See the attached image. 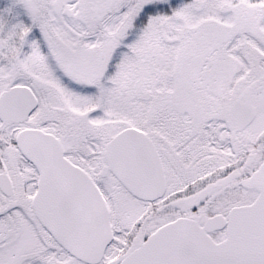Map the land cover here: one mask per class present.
<instances>
[{"label":"snow or ice","instance_id":"6c2138e0","mask_svg":"<svg viewBox=\"0 0 264 264\" xmlns=\"http://www.w3.org/2000/svg\"><path fill=\"white\" fill-rule=\"evenodd\" d=\"M0 264H264V0H8Z\"/></svg>","mask_w":264,"mask_h":264},{"label":"trees","instance_id":"16d2710c","mask_svg":"<svg viewBox=\"0 0 264 264\" xmlns=\"http://www.w3.org/2000/svg\"><path fill=\"white\" fill-rule=\"evenodd\" d=\"M8 4V0H0V10H3Z\"/></svg>","mask_w":264,"mask_h":264}]
</instances>
